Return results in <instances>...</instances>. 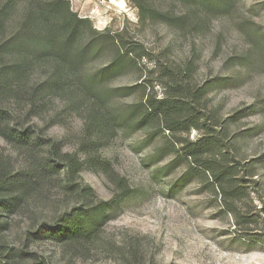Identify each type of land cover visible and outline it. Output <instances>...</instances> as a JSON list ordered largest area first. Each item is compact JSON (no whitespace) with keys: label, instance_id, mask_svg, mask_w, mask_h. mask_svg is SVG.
Here are the masks:
<instances>
[{"label":"rangeland","instance_id":"obj_1","mask_svg":"<svg viewBox=\"0 0 264 264\" xmlns=\"http://www.w3.org/2000/svg\"><path fill=\"white\" fill-rule=\"evenodd\" d=\"M150 1L175 20L141 24L133 0H69L71 10L89 19L93 29L122 33L136 48V62L104 80L96 92L108 105L115 129L101 142L83 132L84 103L68 106L73 96L81 98L82 85L76 90L71 83L54 94L45 121L38 120V125L61 141L64 151L92 148L91 157L104 162L110 176L101 169L81 172L96 202L117 201L118 179L134 196L107 212L92 242L76 248L47 242L28 249L51 264H264V169L258 163L264 156V45L259 38L264 33V0H229L228 10H209L200 1ZM111 57L108 50L88 57L77 71L79 80L100 72ZM195 57V87L229 79L224 86H211L208 109H215L221 121L241 110L248 115L229 125L220 145L225 163L234 167V178L246 193L235 200L233 213L207 177L189 172L188 162L177 158L180 147L195 142L201 133L171 136L156 122L143 124L137 110L142 88L127 92L141 85L146 86L144 95L161 98V65L182 69ZM241 58L245 63L237 62ZM252 109L257 113L250 114ZM7 152L0 139V153ZM19 234L16 229L8 234L17 247Z\"/></svg>","mask_w":264,"mask_h":264},{"label":"trees","instance_id":"obj_2","mask_svg":"<svg viewBox=\"0 0 264 264\" xmlns=\"http://www.w3.org/2000/svg\"><path fill=\"white\" fill-rule=\"evenodd\" d=\"M187 1H200L209 10L230 8L229 0ZM133 2L141 24L175 20L150 0ZM122 35L93 29L89 19L71 10L69 0H0V139L8 146L6 154L0 153V264H51L30 251V244L52 242L76 248L90 243L97 238L107 212L134 196L125 181L118 179L117 201L96 202V193L84 184L81 172L101 169L110 176L104 162L91 157L92 148L64 151V144L38 125V120L45 121L43 114L53 95L72 83L76 90L80 85L83 88L81 98L73 96L68 106L73 109L84 103V134L101 142L104 134L115 132L109 107L96 92L104 80L136 62L132 56L136 48ZM259 38L264 45V33ZM104 50L111 52V60L93 77L80 81L77 71L84 60ZM196 58L182 69L161 65L165 89L161 98L144 95L146 86L141 85L127 92L142 88L137 110L143 124L156 122L171 136L191 130L201 133L198 140L180 147L177 158L188 162L189 172L196 170L207 177L220 202L233 213L235 200L246 193L234 178V167L225 163L220 145L229 125L248 115L241 110L221 121L215 109H208L211 86H224L229 79L195 87L191 77ZM237 62L243 64L245 59ZM252 110L250 114L257 113ZM258 163L264 169V156ZM14 229L20 231L18 247L8 237Z\"/></svg>","mask_w":264,"mask_h":264}]
</instances>
